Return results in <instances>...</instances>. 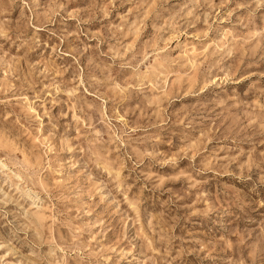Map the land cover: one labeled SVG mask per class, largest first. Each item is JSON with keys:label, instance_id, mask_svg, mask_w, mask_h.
Listing matches in <instances>:
<instances>
[{"label": "rangeland", "instance_id": "obj_1", "mask_svg": "<svg viewBox=\"0 0 264 264\" xmlns=\"http://www.w3.org/2000/svg\"><path fill=\"white\" fill-rule=\"evenodd\" d=\"M0 264H264V0H0Z\"/></svg>", "mask_w": 264, "mask_h": 264}]
</instances>
